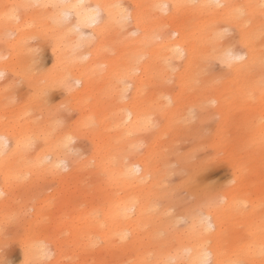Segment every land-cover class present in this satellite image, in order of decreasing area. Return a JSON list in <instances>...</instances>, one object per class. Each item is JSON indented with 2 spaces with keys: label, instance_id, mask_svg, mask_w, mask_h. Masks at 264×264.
I'll return each mask as SVG.
<instances>
[{
  "label": "bare ground",
  "instance_id": "1",
  "mask_svg": "<svg viewBox=\"0 0 264 264\" xmlns=\"http://www.w3.org/2000/svg\"><path fill=\"white\" fill-rule=\"evenodd\" d=\"M262 3L264 0H12L11 4L31 6L21 10H26L32 19H38L37 26L41 29L26 25L27 18L18 24L20 13L15 19L10 18L5 16L9 10L0 5V32L3 34L0 38L8 29L15 30L18 33L16 38H6L5 44L9 50L16 51L15 61L21 64V72L26 75L29 72L28 75L32 74L36 80L45 79V84L31 80L40 99L29 100V108L47 105L44 86L51 84L66 89L68 95L75 99L81 116L80 120L64 128L46 118L43 121L35 119L29 113L25 117L24 113L22 123L0 127V165L4 166L6 178L15 181L19 174L34 169L48 172L64 161L68 170L58 176L60 180L73 176L79 191L84 197L89 196L88 205L84 210H78L84 230L76 232V240L81 241V245H89L97 232L106 241L118 239L122 250L127 253L125 258L134 260V264L142 261L162 264L170 257H175L182 264H196L202 259L204 250L211 253L210 259L216 264H229L250 246L257 248L258 240H253V235L244 238L248 243L225 244L223 251L220 244L214 247L207 245V240L216 239L221 234L224 218L242 214L260 222L264 216L260 211L263 200L259 196L254 199L247 196V187L238 193H223L227 203L221 207L203 208L204 215L211 218V232L206 233L198 224L195 212H180L188 219L187 227L193 235L188 237L189 241L165 242L156 248V203L171 195L159 166L163 169L169 162L167 156L156 150V127L146 131L145 125L149 122L156 125V115H159L165 120L161 131L159 129L160 135L168 130L171 134L178 133L184 127L182 113L190 109L192 101L216 99V106L199 105V109L220 113L219 140L231 144L235 151L234 170L250 166L257 177H261L258 141L264 127L260 71L261 60L264 59ZM80 4L84 5L81 12L97 4L112 6L110 10L114 18H118L120 12L117 5L144 7L140 9L138 24L134 19L126 30H121L113 22L100 36L101 29L98 28L81 25L77 30L76 10L60 7ZM176 4L213 7L185 8L177 14L171 7ZM217 4L244 5L245 17L237 20L230 15L231 9L216 8ZM164 5L169 7L166 9ZM62 12L73 15V28L64 22L57 23ZM248 20L251 23L245 26ZM163 25L169 27L162 31ZM48 26L55 29L43 32L48 30ZM81 28H88V32ZM225 29L233 30L234 35L221 40L217 34ZM136 32L139 35H133ZM33 36L52 43L54 64L46 75L39 74L33 56H27L28 52L29 55L32 53L30 50H34L27 43ZM241 36L242 42L236 43ZM234 44L233 52L239 47L243 50L240 54L246 55L247 59L242 63L234 62V66L229 67L228 49ZM177 47L180 51H176ZM209 60L218 61L224 70L211 73ZM102 62L105 66L100 67ZM14 70L13 61H0V73ZM133 70L136 74L129 75ZM121 77H126L132 85L123 96L121 90L124 86L119 83ZM170 86L176 88L173 94L169 93ZM90 97L101 110L94 114V121L99 125L95 130L85 127L92 121L90 112L86 111ZM233 101L239 106H230ZM3 110L4 105L0 102V125H5ZM82 130L92 131L88 157L76 154V146L72 144ZM253 138L257 141V148L254 154H250L246 151V144ZM29 149L31 151L27 155ZM243 152L246 160L241 155ZM82 171L88 175H81ZM87 177L93 179L92 186ZM7 191L6 186L0 188V193ZM216 193L217 190L213 197L199 198L197 208L208 201L218 200L221 195ZM237 199L249 202V209L235 208L233 202ZM1 202L6 204L7 200ZM160 209V213L169 211L167 205ZM173 216L169 215L168 225L175 222ZM246 227L253 229L250 223H246ZM125 233L127 236L122 241L121 235ZM38 234L34 231L27 243L26 251L31 256L37 254L42 244L51 242L47 236L39 242ZM259 242L264 241L259 238ZM186 249L189 250L187 253ZM24 255L27 256L26 253Z\"/></svg>",
  "mask_w": 264,
  "mask_h": 264
},
{
  "label": "rangeland",
  "instance_id": "2",
  "mask_svg": "<svg viewBox=\"0 0 264 264\" xmlns=\"http://www.w3.org/2000/svg\"><path fill=\"white\" fill-rule=\"evenodd\" d=\"M11 2L12 0H0V5L4 7V5H11ZM19 13L18 24L27 18L26 25L41 29V26H37L39 25L38 19H32L26 10H20ZM72 19L73 15L69 16V20L64 24L73 28L75 20ZM53 29L55 28L49 27L43 32ZM81 29L85 33L88 32V28ZM228 33V37L234 35V31L231 29L228 30ZM2 35L0 32V36ZM16 35L18 33L15 30L8 29L6 34L0 38V61H13L15 66L14 71H8L0 76V102L4 105L2 119L5 121V125H0V127L11 123H22L28 113L32 114L35 119L43 121L46 118L64 128H67L72 122L80 120L81 116L79 109L76 108L75 99L68 95L63 86L47 84L44 86L43 93L47 105L36 109L29 108L27 105L29 100L40 99L36 95L33 83L45 84V79L36 80L32 74L28 75L29 72L27 75L24 71L21 72L19 68L21 64L15 61L16 51L9 50L5 44L6 38L13 39L16 38ZM27 43L34 49L30 50L32 53L29 55L28 52L27 56H33L34 64L38 67L36 70L39 71V74L46 75L53 69L54 64L51 41L44 42L41 37L33 36ZM234 52L242 54L243 50L236 47ZM208 63L211 73L224 70L218 61L209 60ZM99 65L100 67L105 66V63L102 62ZM168 89L171 94L176 91L175 86H170ZM112 99L116 103V99L114 97ZM88 102L86 111L90 112L91 119L95 120L94 114L100 113L101 110L99 105H94L93 97H90ZM190 104V109H186L182 113L184 127L175 134H171L168 130L160 135L165 120L162 116L156 115V150L167 156L169 162L163 166V169H160L159 166V172L164 174V182L171 189L169 197L158 200L156 203V248L164 245L165 242L189 241L188 237H191L193 232L187 227L188 219L180 212L183 214L194 213L199 198L213 197L216 190L224 197L223 193L225 192L234 194L247 187L246 190L249 191L247 196H251V199L259 196L264 202V183H262V178L257 177L254 173L255 170H251L249 177L242 182L231 183L236 178V170L233 168L236 154L231 144L219 140L220 127L218 128V124L221 115L218 112L211 113L209 109H199V105L216 106L218 101L208 98L205 102L194 100ZM230 106L237 107L239 104L233 101ZM231 131L229 133L233 135L234 133ZM91 134V130H82L81 134L72 141L77 149L76 154H82L84 157L89 156L91 147L89 136ZM30 151L31 149L26 151L27 155L30 154ZM236 152L238 154V151ZM241 155L244 160L247 159L244 152ZM182 162L184 167H182ZM3 167L0 165V188L6 186L8 191L0 193V264H29L35 255L31 256L26 249L29 237L34 231L39 233L36 236L39 242L46 236L52 239L54 232L57 235H63L60 251L51 264H70V259L76 255L80 256V264H90L94 259L119 261V264H128V262L134 261L125 258L127 253L122 250L120 240L106 241L99 232L93 234V241H105L102 248L88 250V245H81V241L76 240V232L84 230L82 220L79 219L81 213L78 210H84L88 205L89 196H83L77 187L76 178L72 175V178L61 181L60 177L53 178L47 175V171L40 172V170L34 169L19 174L21 179L13 181L11 178H6ZM80 174L85 177L88 175L84 171ZM86 179L91 180L90 186H92L93 179L90 177ZM253 188L254 191L251 190ZM1 200H7V203L2 204ZM246 204V208L249 209L250 203L246 202ZM165 205L169 207V211L160 213V208ZM32 209L34 212L31 211ZM260 211H262L261 208ZM262 212L264 215V211ZM170 214H174V221L183 218L185 222L179 228L172 229L167 224L171 220L168 219ZM14 215H20L23 219L18 224L10 223L7 232H5L6 219ZM236 215L234 218L233 216L224 218L221 234L216 239L207 240V245L214 247L220 244L222 245L220 250L223 251L226 249L223 247L225 244L248 243L249 241H244V238L253 235V240H258L257 248L259 247V238L264 241V236L260 233V222L250 219L247 215ZM36 221H40L45 226L25 232L24 224ZM246 223H250L253 229L248 230ZM175 231L177 233H174ZM257 260L259 259L257 258Z\"/></svg>",
  "mask_w": 264,
  "mask_h": 264
},
{
  "label": "snow or ice",
  "instance_id": "3",
  "mask_svg": "<svg viewBox=\"0 0 264 264\" xmlns=\"http://www.w3.org/2000/svg\"><path fill=\"white\" fill-rule=\"evenodd\" d=\"M28 8L31 6H21V5H16V4H11V5H4V8L8 9L9 11L5 12V16H8L10 18L15 19L21 8ZM57 7V6H53ZM60 7H67L70 9H74L75 14L78 18V25H77V30H79V27L81 25H86L88 27L92 28H98L101 29L100 36L103 35L104 31L113 23L115 22L118 24L121 28V30H126V27L130 25L133 20L137 22V24L140 21L141 18V12L140 9L144 6L142 5H136L134 7H125L124 5H117L116 7L120 9L118 18H114L113 14L111 12V7L112 6H105V5H100L97 4L92 8H88L86 11L81 12L80 9L84 8L83 4L80 5H61ZM159 7V6H156ZM164 8H168V5H164ZM173 9L177 11V14H179V10L185 9V8H209L213 7L212 5H196V4H190V5H183V4H176L171 6ZM216 8H228L231 9L230 15L233 16L237 20H241L245 17V12H244V5H229V4H217L215 5ZM261 9L264 10V3L260 5ZM170 14V13H169ZM61 18L57 21V23H63L67 22L70 16L69 12H62L60 14ZM251 21L248 20L245 23V26L250 25ZM169 25H163L162 26V31L166 28H168ZM133 35H139L138 32L133 33ZM228 30L225 29L223 32H220L217 34L218 38L223 40L224 37L228 36ZM262 37H264V27H262ZM157 39L160 37L157 36ZM99 39V36L97 37ZM243 40V36H241V40L237 41L236 43H240ZM235 47V44L232 47H229L228 49V65L229 67L234 66V62L242 63L247 59L246 55H241L239 53L233 52V48ZM176 51H180V49L177 47ZM102 67V66H101ZM260 71L262 73L261 77V98L264 99V59L261 60V65H260ZM135 70H133L129 75H134ZM0 76H3V73H0ZM119 83L122 84L124 87L121 90V95L125 92H127L132 85L127 82L126 77H121L119 80ZM196 83H199L197 80ZM191 115V113H190ZM264 123V122H262ZM85 127L91 130H95L96 128L99 127V125L94 121H89L88 123L85 124ZM156 125L152 122H149L147 125H145V130L150 131L151 129L155 128ZM257 148V141L255 138L251 139L247 144H246V151H248L250 154H254L255 150ZM258 148H259V157H260V175L262 178V183H264V127L261 128L260 133H259V141H258ZM67 165L64 161H61L60 163L56 164L53 168L49 169L47 172V175L52 176V177H58L60 176L63 172H66ZM138 171V170H137ZM251 173V169L248 166H244L242 168H238L236 170V178L231 182L232 184H236L238 182H242L243 180L247 179ZM17 180L21 179L20 177H16ZM227 201L225 200L224 197H220L216 201H208L203 205H200L196 210H195V217L198 221V224L204 228V231L206 233L211 232L213 230V225L210 223V216L204 215L203 213V208L204 207H221L225 205ZM233 206L237 209L241 207H247V204L244 200H235L233 202ZM261 210L264 211V202L261 203L260 205ZM31 211L34 212V209ZM23 217L20 215H14L10 218L6 219L5 223V232L8 230V226L10 223L12 224H18ZM185 221L183 218L176 220L170 227L172 229H177L179 228L182 223ZM45 226L42 224L40 221H36L35 223H25L24 224V229L25 232L31 231L33 228H38ZM260 233L262 236H264V216L261 217L260 219ZM127 234H122L121 235V240L123 241L126 238ZM63 239V235H57L55 232L52 235V239L50 243H45L42 244L39 249L37 250V254L34 256L32 260L29 261V264H51V261L55 259L56 255L60 251L61 248V240ZM105 241L101 240H95L92 241L88 245V250H95L97 248H102L104 245ZM189 250H185V253H187ZM211 253L207 250H204L202 253V259L198 260L196 264H216L215 261L210 259ZM257 258L259 259V264H264V242H261L258 248L250 246L247 250H245L243 253L237 254V258L229 261V264H257ZM70 264H80V256L76 255L70 259ZM90 264H119V261H108V260H92ZM128 264H134V262H128ZM140 264H151V262L147 261H142ZM162 264H182V262L175 257H170L169 259H166L162 262Z\"/></svg>",
  "mask_w": 264,
  "mask_h": 264
}]
</instances>
